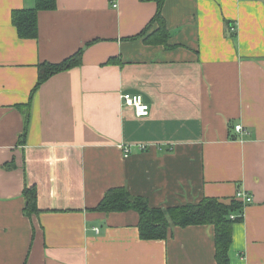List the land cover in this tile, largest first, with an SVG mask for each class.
<instances>
[{
	"label": "crops",
	"instance_id": "1",
	"mask_svg": "<svg viewBox=\"0 0 264 264\" xmlns=\"http://www.w3.org/2000/svg\"><path fill=\"white\" fill-rule=\"evenodd\" d=\"M35 3L0 0V264H216L212 224L143 238L135 210L96 208L112 187L163 208L247 192L228 255L264 264V0H164V44L156 22L134 37L154 1L56 0L20 37L11 13Z\"/></svg>",
	"mask_w": 264,
	"mask_h": 264
},
{
	"label": "trees",
	"instance_id": "2",
	"mask_svg": "<svg viewBox=\"0 0 264 264\" xmlns=\"http://www.w3.org/2000/svg\"><path fill=\"white\" fill-rule=\"evenodd\" d=\"M154 1L156 12L145 29L136 37H143L152 23H157V28L145 36V42L158 41L165 43L168 32L165 28L161 9L164 0ZM56 0H36L32 8L13 10L11 21L20 37H35L37 34V12L42 9H53ZM161 35V39H156ZM153 37V39H152ZM82 49H78L69 57L57 62H43L38 65V76L35 88L51 74L69 68L79 63ZM113 60H111L112 62ZM34 88V89H35ZM28 207L35 209L34 191L25 189ZM240 200L235 197L228 203L214 197H203L195 203H187L171 207H150L143 197L132 195L125 187H112L108 189L96 208L101 211L135 210L139 215L138 229L143 238H163L172 225L186 226L191 224H212L215 230V260L216 264H231L228 250L231 243L232 224L235 219L230 215L234 208L239 206Z\"/></svg>",
	"mask_w": 264,
	"mask_h": 264
},
{
	"label": "built area",
	"instance_id": "3",
	"mask_svg": "<svg viewBox=\"0 0 264 264\" xmlns=\"http://www.w3.org/2000/svg\"><path fill=\"white\" fill-rule=\"evenodd\" d=\"M121 97L126 105L133 108L137 116H146L149 114V104L143 99L141 94L125 91L121 94ZM234 127L237 130H242L240 124H236ZM125 152V155H127V149H125ZM235 198L241 200L244 203L249 202L251 199L250 195L245 191H237ZM230 217L233 218L234 216L231 215Z\"/></svg>",
	"mask_w": 264,
	"mask_h": 264
}]
</instances>
